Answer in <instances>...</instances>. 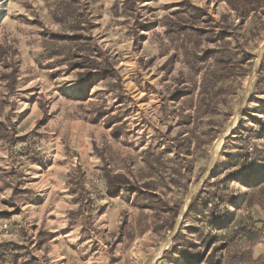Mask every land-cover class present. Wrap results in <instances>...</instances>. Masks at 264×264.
Returning a JSON list of instances; mask_svg holds the SVG:
<instances>
[{
    "label": "rangeland",
    "instance_id": "rangeland-1",
    "mask_svg": "<svg viewBox=\"0 0 264 264\" xmlns=\"http://www.w3.org/2000/svg\"><path fill=\"white\" fill-rule=\"evenodd\" d=\"M180 1H139L128 15L124 0H0V243L17 246L3 264H185L165 252L178 230L196 238L192 198L212 172L228 167L225 150L236 157L235 143L225 139L264 122V98L255 93L264 72V15L241 20L225 0H190L228 36L230 56L246 58L209 102L198 92L212 59L198 58L213 47L202 41L192 52L189 38L171 41L165 32L163 18ZM65 5L72 15L82 12L84 46L111 62L113 77L80 80L66 63L72 44L45 35L66 32ZM11 70L10 90L3 74ZM185 135L191 154L181 160L172 138ZM255 142L264 148V138ZM154 157L160 165L151 169ZM177 168L180 187L171 182ZM105 170L151 181L178 205L174 227L167 213L134 205L124 191L108 196ZM229 186L233 222H256L252 264H264L263 210L241 203L245 183L233 179Z\"/></svg>",
    "mask_w": 264,
    "mask_h": 264
},
{
    "label": "trees",
    "instance_id": "trees-1",
    "mask_svg": "<svg viewBox=\"0 0 264 264\" xmlns=\"http://www.w3.org/2000/svg\"><path fill=\"white\" fill-rule=\"evenodd\" d=\"M147 0H124L123 9L128 15H133V9L137 2ZM231 10L241 20L247 18L249 14L259 12L264 15V0H225ZM69 6H64L66 16L69 17L67 23L69 26L66 32L56 34L50 31L44 32L50 39L57 42L72 44V59L66 62L71 69L77 71L80 80H87L92 73H98L102 77H113L115 73L113 65L108 59L99 60L88 53L85 44L88 39L80 30V23L83 20L82 12L72 15ZM165 32L170 40L175 41L178 36L189 38L193 43L192 52L200 46V42L205 41L213 48L205 49L199 56L200 61L206 58L211 60L204 68L199 84L198 94L200 100L211 101L216 97L219 85L223 80L235 77L243 66L246 58L233 59L230 56L228 46V36L225 32H216L217 23L201 7L194 6L190 0H181L177 8L169 16L163 18ZM140 24V23H136ZM203 25V26H202ZM140 27V26H139ZM138 28V27H137ZM69 32V33H68ZM141 35L135 34V39L139 40ZM192 39V40H191ZM201 52V51H200ZM190 52L185 51V55ZM210 55V56H207ZM11 70L7 76V88L10 90L14 85L12 82L16 74ZM216 86H218L216 88ZM213 90V92H212ZM256 95L264 98V72L260 70L257 74L255 83ZM177 97V94H175ZM264 103V99L262 100ZM210 104H208V107ZM206 113L213 114L214 109L208 108ZM258 131L252 127L237 131L225 139L226 143H235L236 157L231 156V152L224 151L228 167L222 170L212 172L201 186L199 192L192 198L189 204V213L195 219V226L192 233L196 238L178 230L172 237V252L166 251L175 261L182 260L185 264H252V251L255 239L253 237L255 223L253 220H241L236 224L228 210V206L233 204L235 194L229 186L233 179L246 184L241 203L250 209L254 205L262 208L264 213V148H260L255 142L256 138H264V122L257 119ZM260 129V132H259ZM263 132V133H261ZM175 155L184 160L191 154L190 136L185 135L181 138H172ZM152 154H149V158ZM147 158V160L149 159ZM146 160V161H147ZM148 167L153 169L154 165L159 166L158 157L147 161ZM160 168V167H159ZM175 176L171 182L180 187L181 168L174 171ZM229 175L233 178L227 179ZM105 191L108 196L115 197L124 191L134 205L149 209L157 216L167 213L169 229L174 227L175 218L178 215V205H170L160 194L155 192L151 186V181H145L141 184L131 181L124 174H110L108 170L104 171ZM169 219V220H168ZM16 244L11 242L0 243V264L6 260H12L10 253L16 249ZM198 248H203L199 251Z\"/></svg>",
    "mask_w": 264,
    "mask_h": 264
},
{
    "label": "bare ground",
    "instance_id": "bare-ground-1",
    "mask_svg": "<svg viewBox=\"0 0 264 264\" xmlns=\"http://www.w3.org/2000/svg\"><path fill=\"white\" fill-rule=\"evenodd\" d=\"M221 142H222V138H220L218 141H217V143H216V145H215V150L217 151V149L219 148V146H220V144H221ZM158 254V253H157ZM160 254H158V256H159ZM152 264V263H151Z\"/></svg>",
    "mask_w": 264,
    "mask_h": 264
}]
</instances>
